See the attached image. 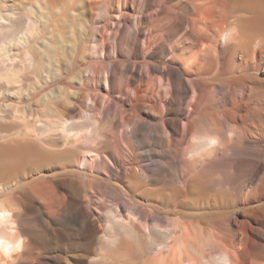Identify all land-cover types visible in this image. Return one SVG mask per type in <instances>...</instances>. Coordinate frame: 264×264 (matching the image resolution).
Segmentation results:
<instances>
[{
  "label": "bare ground",
  "instance_id": "1",
  "mask_svg": "<svg viewBox=\"0 0 264 264\" xmlns=\"http://www.w3.org/2000/svg\"><path fill=\"white\" fill-rule=\"evenodd\" d=\"M12 98L0 264H264V0H0Z\"/></svg>",
  "mask_w": 264,
  "mask_h": 264
},
{
  "label": "rangeland",
  "instance_id": "2",
  "mask_svg": "<svg viewBox=\"0 0 264 264\" xmlns=\"http://www.w3.org/2000/svg\"><path fill=\"white\" fill-rule=\"evenodd\" d=\"M174 68H176L177 69V71H182V68L180 69V67L177 65V64H173L172 65ZM82 67V66H81ZM0 105H2V109H5L4 107H3V104H6V103H16V99H8V100H5V99H2V100H0ZM6 111H8L7 110V108H6ZM84 113H88V111L86 110H84ZM98 117L99 118H101V116L100 115H98ZM84 119V118H83ZM217 177H218V179H220L221 180V182L223 183V184H226L229 180H231L232 179V177H233V175H232V173L230 172V171H227V170H222L221 171V169L220 170H218V172H217ZM5 197H7V195L6 196H2V198H5ZM1 198V197H0ZM118 201H119V203H124L123 201H124V199L121 197V198H119L118 199ZM228 205V206H227ZM232 205V206H231ZM225 208H224V210L226 211V213H225V216L226 217H229V216H231L232 217V219L233 218H236L237 220H240L241 222H242V224H240L239 223V228L241 229V228H243L244 230H245V235H246V242L245 243H242L243 244V246L241 245V246H239V249H241V251H243V252H245L246 251V249H247V244L249 243V242H251V241H253V240H255V239H257L259 236H257V235H255V234H253L254 233V229H255V227L257 226V224H255L254 222H252V221H250V220H246V218H244V216L242 215V214H240V213H237V212H239L238 210V207L236 208V205H235V203H234V201H232V199L231 198H226L225 199ZM234 206V207H233ZM233 209H231V208ZM231 211H230V210ZM236 209V210H235ZM229 210V211H228ZM228 211V212H227ZM235 212V214H232V213H234ZM227 214V215H226ZM255 216H256V214H254ZM242 219V220H241ZM245 220V221H244ZM247 222V223H246ZM32 228V230L33 231H36V230H38V229H40V227L39 226H37V225H34L33 227H31ZM243 230V231H244ZM249 235V236H248ZM257 236V237H256ZM249 239V240H248ZM251 240V241H250ZM244 246H246V249H244L245 247ZM241 247H243V248H241Z\"/></svg>",
  "mask_w": 264,
  "mask_h": 264
}]
</instances>
